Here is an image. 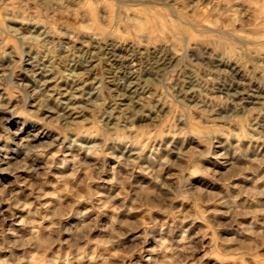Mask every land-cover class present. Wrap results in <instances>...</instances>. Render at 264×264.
Segmentation results:
<instances>
[{
    "label": "rangeland",
    "instance_id": "1",
    "mask_svg": "<svg viewBox=\"0 0 264 264\" xmlns=\"http://www.w3.org/2000/svg\"><path fill=\"white\" fill-rule=\"evenodd\" d=\"M0 264H264V0H0Z\"/></svg>",
    "mask_w": 264,
    "mask_h": 264
}]
</instances>
